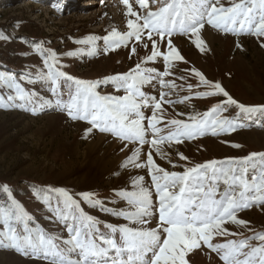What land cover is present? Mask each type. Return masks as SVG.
<instances>
[{
  "label": "snow or ice",
  "instance_id": "obj_1",
  "mask_svg": "<svg viewBox=\"0 0 264 264\" xmlns=\"http://www.w3.org/2000/svg\"><path fill=\"white\" fill-rule=\"evenodd\" d=\"M153 2L158 5L155 9L149 0H135V8L131 0H122L126 31L112 27L102 37L86 35L73 41L82 47L63 54L94 57L101 51L107 55L130 47L131 58L139 55L138 48L145 50V56L125 72L94 80L80 79L64 71L66 65L57 52L41 42L33 48L42 61L35 76L48 82L50 97L26 88L13 74L0 73V108L20 107L36 114L38 109L54 104L72 121L89 125L85 136L98 131L121 143L120 150H127L130 155L120 168L145 171V175L130 176V187L113 189L111 196L106 197L94 191L71 193L63 187L33 186V195L63 226V233H51L37 225L13 197L9 186L0 185L7 197L0 201V248L44 260L46 264H190V254L206 249L215 253L222 264H264V232L254 231L249 221L238 217L253 206L264 209V151L189 162L182 166L183 171H169L153 156L155 150L161 159L172 164L162 145L181 144L207 134H231L246 126L243 121H264V104L238 101L219 81L209 80L196 68L185 69L197 78V83L187 85L190 95L182 99H166L183 86L165 79L174 75L178 63H188L174 43L176 36L185 37L202 54L210 51L204 37L209 29L237 38H261L264 47V0H229L227 6L222 0ZM0 39L9 37L0 34ZM99 40L103 42L102 49ZM236 47H242L238 39ZM157 61H162V71L148 66ZM154 82L168 91H160L158 97L150 95L145 89ZM28 83L33 81L29 79ZM105 86L123 94H102L100 89ZM193 96L221 99L206 111L190 115L187 121L164 120V104L185 103ZM230 107L237 110L236 115H224ZM145 109L151 114L146 115ZM231 146L241 147L235 143ZM177 155L182 161L189 160L183 153ZM85 206L115 217L117 222L102 220L86 211ZM228 224L253 234L245 237L242 232L230 231ZM217 238L224 240L219 242Z\"/></svg>",
  "mask_w": 264,
  "mask_h": 264
},
{
  "label": "rangeland",
  "instance_id": "obj_2",
  "mask_svg": "<svg viewBox=\"0 0 264 264\" xmlns=\"http://www.w3.org/2000/svg\"><path fill=\"white\" fill-rule=\"evenodd\" d=\"M131 2L134 8L138 7L135 0ZM222 2L227 6L229 0ZM57 4L60 5L59 8L56 7ZM149 4L153 9L158 6L153 0H149ZM124 12L122 0H0V34L9 37L8 40L0 39V73L13 74L22 80L26 88L50 97L48 82L35 76L42 67V61L33 48L36 43L41 42L45 48L57 52L66 65L64 71L80 79L94 80L125 72L145 56V50L138 48L139 55L131 58L130 47L120 48L107 55L101 51L94 57L63 55L82 47L73 41L86 35L102 37L112 27L126 31ZM204 37L210 48L206 54L200 53L183 36L173 38L188 63H178L173 69L174 75L165 78L183 86L177 87L166 99L175 101L190 95L187 85H195L197 78L185 69L196 68L209 80L219 81L238 101L246 105L264 104V47H261V38L251 35L237 38L210 29L204 32ZM237 39L241 48L236 47ZM97 43L102 49V40ZM148 66L163 70L162 61ZM182 76L183 80L180 79ZM29 79L33 83H28ZM145 90L157 97L160 91H168L161 89L157 82ZM198 90L203 88L193 89V92ZM100 91L102 94H123L115 93L111 87L106 86ZM219 99L221 98L198 99L193 96L185 103L164 104V120L178 118L187 121L190 115L206 111ZM145 112L146 115L151 114L148 109ZM179 113L183 115H178ZM236 113L237 110L230 107L224 115L234 116ZM243 122L246 126L231 134H207L193 140L186 139L181 144L162 145L172 164L177 165L176 168L167 159H161L155 150L154 159L169 171H183L182 166L189 165V162L203 163L264 151V121L258 123L253 119ZM160 126L163 128L164 124ZM87 127L89 125L86 122L72 121L65 113L58 111L54 104L43 110L38 109L36 114L20 107L0 108V185L7 184L13 188V197L33 216L35 223L48 232L63 233V226L36 199L33 186L63 187L71 193L94 191L101 197H106L111 196L113 189L130 187V176L145 175V171L141 169L120 168L130 152L121 151L122 144L111 135L94 131L85 136ZM233 143L241 147L233 148ZM148 150L149 146L146 145L144 151ZM177 153H183L189 160H180ZM145 178L150 182V177ZM153 199L156 202L155 195ZM85 209L102 220L117 222L115 217L87 206ZM238 217L249 221V227L254 231L264 232L262 207L253 206L240 212ZM227 227L230 231L242 232L245 237L253 234L236 225L228 224ZM101 228L103 230V226ZM217 240L223 242L224 238ZM205 252L197 250L194 255L190 254V264H222L215 253H210L207 249ZM0 264H46V261L29 259L11 249L0 248Z\"/></svg>",
  "mask_w": 264,
  "mask_h": 264
},
{
  "label": "trees",
  "instance_id": "obj_3",
  "mask_svg": "<svg viewBox=\"0 0 264 264\" xmlns=\"http://www.w3.org/2000/svg\"><path fill=\"white\" fill-rule=\"evenodd\" d=\"M9 188L12 190V194L14 193L13 192V188H11L10 186H9ZM0 192L2 193L1 195H0V199L2 200V199H6L7 197H6V194H4L3 192H2V190H0Z\"/></svg>",
  "mask_w": 264,
  "mask_h": 264
}]
</instances>
